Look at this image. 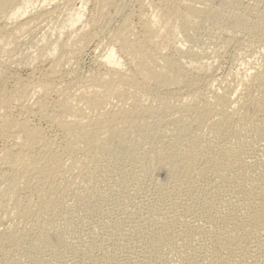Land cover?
<instances>
[{"label": "bare ground", "instance_id": "1", "mask_svg": "<svg viewBox=\"0 0 264 264\" xmlns=\"http://www.w3.org/2000/svg\"><path fill=\"white\" fill-rule=\"evenodd\" d=\"M250 4L0 0V264H264V0ZM207 25L242 69L217 79L215 53L184 49ZM104 199L100 234L84 220Z\"/></svg>", "mask_w": 264, "mask_h": 264}, {"label": "rangeland", "instance_id": "2", "mask_svg": "<svg viewBox=\"0 0 264 264\" xmlns=\"http://www.w3.org/2000/svg\"><path fill=\"white\" fill-rule=\"evenodd\" d=\"M241 2H244V4H245V2L248 4H250V5H252V0H240ZM251 1V2H250ZM126 2H128L129 3V0H126ZM219 4V1H215L214 2V6H217ZM253 4H254V0H253ZM259 5H262V3H259ZM115 20L117 19L118 20V18H114ZM115 20H113L112 21V23L115 21ZM116 20V23L118 22ZM115 22H114V24H116ZM206 26V25H205ZM208 26H210L209 28H204V29H201V30H198L197 32H195V37H194V40H196V43H195V41L192 43V42H185L184 43V49H186V50H188V49H196V47L198 46L199 48L197 49V52L199 53H197L198 55H199V57L202 59V61L203 60H205V61H211V60H215V57H214V55L216 56V59L217 60H215L214 62H213V67L215 68H213L212 69V74H213V76H216L215 78H217L218 79V76H220L219 78H222V76L223 77H225V75L227 76L229 73L230 74H233V73H231L232 71L234 72H237L238 70H239V67H240V69H242L241 67H242V65L240 66L239 64V62H237V59L235 58V57H237L238 58V56L237 55H233L234 54V52H235V54L237 53V51L238 50H236V51H234V46H232L233 44H229L228 45V47H225V49L224 50H221V48H220V43H219V41H217V40H215V38H212L210 35H212L213 36V34H211V33H214V30H213V27L214 28H217V27H215V26H211V25H207V27ZM211 27H212V29H211ZM207 30V31H206ZM211 30H212V32H211ZM202 31V32H201ZM209 31V32H208ZM218 30H215V32H217ZM200 32V33H199ZM211 32V33H210ZM210 33V34H209ZM238 33H240V32H238ZM208 34V35H207ZM241 34V33H240ZM206 35V36H205ZM215 35V34H214ZM240 36V35H239ZM208 37H210L211 38V40H210V38H209V40H208ZM214 39V40H213ZM193 41V40H192ZM200 41V42H199ZM213 41H215V42H213ZM218 43H217V42ZM213 42V43H212ZM210 43V44H209ZM196 46H195V45ZM201 44V46L203 47V45H204V48H203V50H202V48H201V46H199ZM213 44V45H212ZM219 46H218V45ZM194 45V46H193ZM210 45V46H209ZM215 45V46H214ZM189 46H190V48H189ZM193 48H192V47ZM218 46V47H217ZM232 46V47H231ZM208 47V48H207ZM217 49V51H218V53H217V55H216V49H215V52H214V49ZM211 48H212V50H211ZM233 48V49H232ZM236 48V47H235ZM200 49V50H199ZM206 49V50H205ZM209 49H210V51H209ZM221 51H220V50ZM207 51V52H205V51ZM201 51H203V52H201ZM203 54H201V53ZM215 53V54H214ZM208 54H210V55H207ZM211 54H214V55H211ZM220 54V55H219ZM202 57H201V56ZM210 56H211V58L212 59H209L210 58ZM213 56V57H212ZM235 56V57H234ZM91 55L89 54H86L82 59H81V66L83 67V70H88L89 69V67L91 66ZM86 58V59H85ZM200 58H198L199 60H201ZM224 58V59H223ZM207 59V60H206ZM239 60V59H238ZM85 61V62H84ZM219 63H218V62ZM236 68V69H235ZM230 69V70H229ZM214 70V71H213ZM234 72V73H235ZM224 73H225V75H224ZM228 77V76H227ZM115 149L117 150V149H120V148H116L115 147ZM114 165H115V168L113 169V170H117L120 166H121V163L119 162V161H117V162H114ZM155 176V177H154ZM154 178H156L155 180H159V181H161V182H157L156 181V184L155 185H157V183H163V182H165V180H166V177H167V174H166V171L163 169H161V170H159L157 173H155L154 174ZM130 187V193H131V197L132 198H136V197H138L140 194H137L135 191H136V189H134V188H131V186H129ZM133 187V186H132ZM133 190H135L134 191V193H133ZM152 190V189H151ZM150 189L147 191H144V195L146 194V195H148L149 193V195L148 196H150L151 195V192H153V191H151ZM132 191V192H131ZM138 191V190H137ZM139 192V191H138ZM139 193H141V195H143V193L142 192H139ZM136 196H135V195ZM132 195H134V197L132 196ZM115 210V202H114V200H111V199H104V201H102L101 202V204L100 205H98V207L95 209V210H91V211H89V213H88V215H87V217L85 218V220H84V224H85V227L86 228H88L87 227V224H89V225H93L94 226V228H95V230L97 231V232H99L100 234H101V231H102V228H103V225H104V223H105V221H106V219L108 218V216L110 215V213L111 212H113ZM85 227H84V229H85ZM83 229V230H84ZM87 232H88V230H86ZM86 231L84 232V234L86 233ZM84 234H83V236L81 235V238L83 239V240H85L86 241V239H89V237H88V234L86 233L85 234V236L87 235V237L88 238H86L85 236H84Z\"/></svg>", "mask_w": 264, "mask_h": 264}]
</instances>
